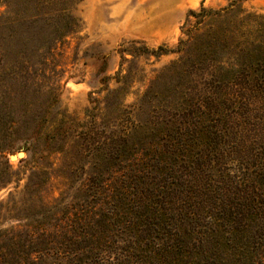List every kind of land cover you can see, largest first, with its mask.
I'll return each mask as SVG.
<instances>
[{
  "label": "trees",
  "instance_id": "trees-1",
  "mask_svg": "<svg viewBox=\"0 0 264 264\" xmlns=\"http://www.w3.org/2000/svg\"><path fill=\"white\" fill-rule=\"evenodd\" d=\"M80 1L1 0L7 11L0 17V46L19 40L38 43L50 53L78 28L74 8ZM242 1L217 10L202 5L198 13L191 12L197 19L193 29L174 49L149 48L139 41L120 45L121 62H128L127 56H194L191 72L199 87L178 100L172 94L162 115L152 117L149 107L155 106L145 105L149 91L128 112L131 126L96 134L102 137L91 150L98 152L93 160L102 162L100 170L94 168L88 185L68 204L78 212L77 221L62 226L71 264H264V20H231ZM208 19L217 24L201 32ZM244 20L253 25L245 32ZM107 67L104 57L100 73ZM180 71L187 73L184 64ZM129 78L122 68L115 77H102L100 91H107V99L113 96L109 107L118 101L116 109L124 110L118 89L110 84L113 79L125 84ZM2 98L0 140L27 125L26 112L15 108L10 96ZM90 101H97L92 94ZM138 112L147 118L138 119ZM29 130V141L47 145L67 139L72 131L45 132L41 124ZM11 181L0 175L1 184ZM62 203L64 198L50 208L42 205L41 233L49 231L45 222L54 212L68 210ZM82 212L89 213L85 221ZM58 230L54 227L52 236L59 237ZM25 235L35 241V235ZM8 241L15 244L14 237ZM83 241L89 244L77 259L72 249ZM49 249L44 251L50 254ZM4 251L0 264H13L14 255Z\"/></svg>",
  "mask_w": 264,
  "mask_h": 264
},
{
  "label": "rangeland",
  "instance_id": "rangeland-1",
  "mask_svg": "<svg viewBox=\"0 0 264 264\" xmlns=\"http://www.w3.org/2000/svg\"><path fill=\"white\" fill-rule=\"evenodd\" d=\"M231 1L81 0L74 8L78 28L50 53L38 48V43L23 44L19 40L0 46V102H3L2 96H10V103L27 115V125L19 133L0 140V175L12 180L8 185L7 181L0 183V256L4 250L8 254L9 249L14 255L13 264H71L67 260L70 256L66 253L68 245L62 237V226L77 221L78 212L68 204L79 189L88 185L94 168L100 170L102 162L94 164L93 160L99 157L98 152L91 150L92 142L102 137L96 134L131 126L128 112L149 91L151 98L145 105L155 106V109L149 107L152 117L155 112L162 115L163 106L173 100L172 94L178 100L180 96L195 94L199 87V78L191 72L194 56L169 53L157 59L136 60L127 56L129 61L121 62L120 45L139 41L149 48L164 45L174 49L187 39L184 32L193 29L197 19L191 12L198 13L202 5L217 10ZM6 11V7L0 6V17ZM248 18L264 20V0H243L230 16L234 21ZM244 23L247 26L244 32L253 26L248 20ZM215 24L213 19L206 20L200 27L201 32ZM11 32L10 29L6 34ZM104 57L108 67L100 73ZM183 64L187 73L180 71ZM2 67L7 70L5 73ZM121 68L125 77L130 72V78L125 84H118L114 79L110 84L123 99L124 110L120 111L116 109L118 101L109 107L113 96L107 99V91L100 90L102 77H115ZM173 69L176 71L171 73ZM91 94L97 100L94 103L90 101ZM138 114L142 121L147 118L142 112ZM38 124L45 132L60 128L67 133L72 131L67 139L50 145L44 140L29 141V129ZM19 152H23V157L12 161L10 157ZM40 180L43 186L39 188ZM61 198L64 203L60 205L67 206L68 210L54 212L53 218L45 222L49 231L41 233L42 205L53 207ZM87 215L82 212V221ZM54 227L59 229V237L52 236ZM25 233L35 235V241H28ZM13 237L15 246H9L8 240ZM78 244V250L72 249L77 252V259L89 243ZM48 248H51L50 254L44 251ZM35 250L44 252L38 254Z\"/></svg>",
  "mask_w": 264,
  "mask_h": 264
},
{
  "label": "water",
  "instance_id": "water-1",
  "mask_svg": "<svg viewBox=\"0 0 264 264\" xmlns=\"http://www.w3.org/2000/svg\"><path fill=\"white\" fill-rule=\"evenodd\" d=\"M22 157H23V152H19L18 155H12V156L10 157V159H11L12 161H16L18 158H22Z\"/></svg>",
  "mask_w": 264,
  "mask_h": 264
}]
</instances>
